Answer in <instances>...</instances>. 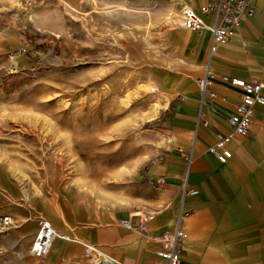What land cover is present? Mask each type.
I'll list each match as a JSON object with an SVG mask.
<instances>
[{
	"label": "rangeland",
	"instance_id": "1",
	"mask_svg": "<svg viewBox=\"0 0 264 264\" xmlns=\"http://www.w3.org/2000/svg\"><path fill=\"white\" fill-rule=\"evenodd\" d=\"M164 4L0 0V216L38 198L141 209L153 191L141 173L159 159L169 117L161 85L188 73L182 41L193 36ZM29 246L15 220L0 225V264H42Z\"/></svg>",
	"mask_w": 264,
	"mask_h": 264
},
{
	"label": "crops",
	"instance_id": "2",
	"mask_svg": "<svg viewBox=\"0 0 264 264\" xmlns=\"http://www.w3.org/2000/svg\"><path fill=\"white\" fill-rule=\"evenodd\" d=\"M156 1L178 13L188 6L211 24L212 17L201 14L200 7L214 0ZM252 4L254 13L232 27L228 41L217 44L210 59L208 30L189 31L193 36L186 41L184 36L182 57L188 73L171 72L169 85H161L170 94L167 104H160L169 117L160 157L141 173L142 179L152 180L153 191L143 197L140 210L122 215L72 202L54 206L42 198L28 207L3 209L0 217L9 216L11 225L15 220L19 236L29 244L38 216L58 233L50 252L40 258L42 264H76L86 256V246L107 254L115 264H157L159 239L173 229L178 214L185 220L178 264H264V101L255 104L247 135L234 134L227 123L242 96L230 80L264 82V0ZM202 62L211 72L216 100L201 97ZM219 134L227 136L224 146L231 152L225 163L209 151ZM11 212L14 218L7 214Z\"/></svg>",
	"mask_w": 264,
	"mask_h": 264
},
{
	"label": "built area",
	"instance_id": "3",
	"mask_svg": "<svg viewBox=\"0 0 264 264\" xmlns=\"http://www.w3.org/2000/svg\"><path fill=\"white\" fill-rule=\"evenodd\" d=\"M254 10L252 0H214L200 7L201 14H209L212 17L211 24H206L195 10L184 6L181 9V25L191 32H198L202 29L208 30L210 45L207 57L210 59V56L216 51V45L228 41L232 34V27H239L243 20L254 13ZM203 71V76L198 79L201 97L210 101L216 100L218 95L210 89L211 72H209L206 64ZM230 83L241 90L242 96L235 105L234 112L227 117V123L234 134L245 136L248 134L255 104L264 101V82H246L241 79H231ZM226 140L227 136L225 134H219L216 144L209 148V151L219 163H225L231 157L230 150L224 146ZM159 183L160 180H156L155 185ZM188 192L190 194L196 193L195 190H189ZM0 224L2 227L10 226V217H0ZM37 225V232L29 246V255L40 259L50 252L54 240L59 235L50 222L43 217L37 219ZM123 225L129 226V222L125 221ZM184 227V215L178 214L173 229L159 239L161 250L157 253V264H178L180 262L185 239ZM86 251V255L102 256V253L93 246H86Z\"/></svg>",
	"mask_w": 264,
	"mask_h": 264
},
{
	"label": "bare ground",
	"instance_id": "4",
	"mask_svg": "<svg viewBox=\"0 0 264 264\" xmlns=\"http://www.w3.org/2000/svg\"><path fill=\"white\" fill-rule=\"evenodd\" d=\"M181 19V18H180ZM181 22H182V20L179 22V25L180 26H182L181 25ZM21 57V55H13L12 56V62H15L16 60L15 59H18V58H20ZM159 111V105H156V106H154V110H153V113H156V112H158ZM78 145L77 146H79L78 147V150H83L84 148H86L87 146H88V143H85V142H82V144H80V142L79 143H77ZM60 238V237H59ZM95 258V257H94ZM95 264H115V263H113L112 261H110V259H108L105 255H103L102 254V256H100L99 258L97 257V259H96V261H95Z\"/></svg>",
	"mask_w": 264,
	"mask_h": 264
}]
</instances>
